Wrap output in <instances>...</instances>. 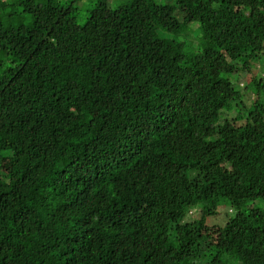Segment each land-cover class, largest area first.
Instances as JSON below:
<instances>
[{
  "label": "trees",
  "instance_id": "trees-1",
  "mask_svg": "<svg viewBox=\"0 0 264 264\" xmlns=\"http://www.w3.org/2000/svg\"><path fill=\"white\" fill-rule=\"evenodd\" d=\"M79 1L0 0V264H264V0Z\"/></svg>",
  "mask_w": 264,
  "mask_h": 264
},
{
  "label": "rangeland",
  "instance_id": "rangeland-1",
  "mask_svg": "<svg viewBox=\"0 0 264 264\" xmlns=\"http://www.w3.org/2000/svg\"><path fill=\"white\" fill-rule=\"evenodd\" d=\"M98 0H80L76 5L78 8L82 9L79 20L81 21V17H84V15L88 14L91 9L97 4ZM196 34V33H195ZM197 35V34H196ZM255 72L257 74V78L264 77V67L261 65V63H256L254 66ZM257 79V80H258ZM242 78L240 81L241 85L239 87L240 90L243 91L245 94L244 100L245 103L241 106L240 109H235L232 112L233 118H239V121H242L246 123V121H249V119L254 118L256 115V110L252 107L253 101L258 95L260 100L264 103V91L260 94H256V89L254 88V83L251 82V80L246 77L245 79ZM246 98V99H245ZM250 102V103H249ZM227 116V115H226ZM253 206L256 208L264 209V199H258L253 203ZM219 215L217 217H210L208 218L209 224H225L227 222V219L230 217H233L236 213L234 209L229 205V203H224L219 208Z\"/></svg>",
  "mask_w": 264,
  "mask_h": 264
}]
</instances>
